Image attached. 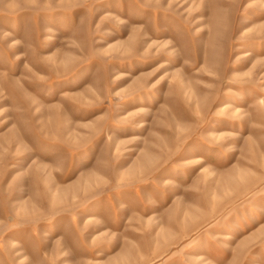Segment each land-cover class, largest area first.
<instances>
[{
	"label": "rangeland",
	"instance_id": "1",
	"mask_svg": "<svg viewBox=\"0 0 264 264\" xmlns=\"http://www.w3.org/2000/svg\"><path fill=\"white\" fill-rule=\"evenodd\" d=\"M0 264H264V0H0Z\"/></svg>",
	"mask_w": 264,
	"mask_h": 264
},
{
	"label": "crops",
	"instance_id": "2",
	"mask_svg": "<svg viewBox=\"0 0 264 264\" xmlns=\"http://www.w3.org/2000/svg\"><path fill=\"white\" fill-rule=\"evenodd\" d=\"M204 246V245H203ZM206 247H209V246H205L204 248H202V249H204L203 250V253H205L206 255H208V257H209V259H211V260H213L215 263L217 262H219L220 261V259L221 258H223L224 257V255H225V252H223V251H219V250H217L216 248L214 249V248H212V247H210L209 249L208 248H206ZM207 250H209V251H207ZM191 252H193V251H191ZM203 253H201V252H199V254H203ZM192 254V253H191Z\"/></svg>",
	"mask_w": 264,
	"mask_h": 264
}]
</instances>
